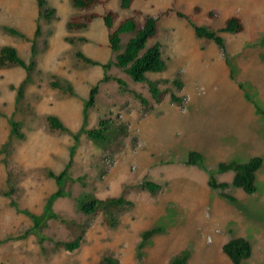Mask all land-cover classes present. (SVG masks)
<instances>
[{
	"label": "rangeland",
	"instance_id": "rangeland-1",
	"mask_svg": "<svg viewBox=\"0 0 264 264\" xmlns=\"http://www.w3.org/2000/svg\"><path fill=\"white\" fill-rule=\"evenodd\" d=\"M46 1V9L55 12L50 20L41 14L37 0H0V50L16 46L26 63H37L31 73L20 66L0 68V264H99L106 258L119 264H170L185 250L190 251L187 264H233L222 247L237 237L253 246L252 257L242 264H264V164L255 194L227 189L235 202L208 185V171L218 182L233 180V172H217L219 164L236 161L226 159L234 152H217L222 139H244L252 157L264 159V115L254 104L260 116L258 129L256 112L254 116L240 106L237 89L227 84H238L246 101L258 96L253 87L247 89L248 83L239 82L241 71L231 51L243 44L252 50L264 48V0H135L128 11L121 9V0H108L89 11L75 8L72 0ZM108 11L118 15L114 28L135 11L141 13L140 20L148 15L159 18L155 41L163 45L167 70L149 78H179L182 90L162 82L165 96L156 104L145 84L133 82L113 66L107 74L124 79L146 97L152 103L146 111L115 81L104 80L103 65L114 62L116 53L109 47L110 31L103 19L81 31L67 25L72 18ZM234 16L245 30L223 34L226 53L213 41L196 37L194 26L219 30ZM69 38L75 43L67 42ZM128 39L123 37L124 43ZM77 52L98 65L79 59ZM217 55L226 61L225 78ZM238 57H244L243 50ZM253 73L255 83L264 89V71L257 67ZM94 88L95 103L87 108ZM170 92L186 98L185 107L172 104ZM51 115L63 122L65 131L51 130ZM103 118L124 122L130 131L108 150L87 135ZM190 152H200L203 164L188 165ZM206 153L213 158L207 159ZM67 169L59 186L50 173L60 175ZM145 181L162 185V190L151 195L142 188ZM59 188L63 195L53 202L55 217L48 218L47 203ZM85 192L101 200L122 196L134 206L86 216L77 208V199ZM157 227L161 233L140 252L142 233ZM80 236L82 246L74 252L57 245Z\"/></svg>",
	"mask_w": 264,
	"mask_h": 264
},
{
	"label": "trees",
	"instance_id": "trees-1",
	"mask_svg": "<svg viewBox=\"0 0 264 264\" xmlns=\"http://www.w3.org/2000/svg\"><path fill=\"white\" fill-rule=\"evenodd\" d=\"M108 0H72L73 6L77 9L89 11L96 7L97 5L104 4ZM150 1V0H144ZM135 0H121V9L124 11L131 10ZM38 8L42 15L46 17L47 20L52 19L55 12L53 10L46 9V0H37ZM141 15L140 12L135 11V15L129 16L122 20L120 24L115 27V22L118 15L114 11H108L105 15H100L98 13L85 14L82 17L72 18L68 22L69 30L81 31L88 28V26L95 20L102 18L105 27L110 31L108 36V42L110 49L116 53L115 61L103 65L106 71L104 77L105 81H115L123 92L132 95L134 98L139 100L146 111L152 108V103L144 97L139 92L131 89L128 83L117 77H112L107 74L108 71L112 69L113 66L121 69L128 77H130L133 82L137 84H145L148 87V91L152 96V99L156 104H161L163 102L165 91L160 88L162 82H171L178 90L184 88V83L179 79L175 78L173 80H152L149 78L150 75L161 74L167 70V62L164 58L163 45L160 42H156V38L159 34V18L155 16H145L143 20L137 18ZM177 15L181 18H187L183 13L178 12ZM213 14L211 17L213 18ZM8 32L19 35V31L13 28H7ZM245 26L242 20L236 16L231 17L227 20L226 24L219 30H211L204 26H194V32L197 38L205 39L208 41H213L223 52L226 53V43L223 34H240L244 32ZM40 34L38 29L37 35ZM129 36L126 43L123 41V37ZM84 41L85 39H79ZM67 42L74 44V39H67ZM35 46L33 47V53H35ZM77 57L84 62L92 65H98L97 62L85 56L82 52H77ZM12 66H20L25 69L28 73H31L37 63L32 60L26 63L20 56L18 50L13 46H4L0 50V68H7ZM54 87H58V83H52ZM98 93V88H94L91 91L90 99L87 103V108L91 107L95 103L96 95ZM170 102L179 106L185 107L187 100L184 97H180L177 94L170 92ZM258 106V105H257ZM260 114L264 115V111L258 106ZM49 125L53 131H65V126L63 122L54 115L48 117ZM129 126L124 122H118L112 118H103L99 121L95 128L87 131V135L92 143L97 145L103 150H108L114 141L120 137H126L129 135ZM15 133L19 136L17 128H15ZM204 157L200 152H190L187 159V164L191 166L202 165ZM264 161L261 157L256 156L249 159L246 162L232 161L229 163H221L217 168L219 173L233 172L234 177L232 183L218 182L215 173L213 171H208L209 180L208 185L213 190L221 191L223 198L229 200L230 202H235L236 198L226 193L227 189L231 186L237 190H241L247 195H253L258 190L257 180L258 173L263 167ZM68 169L65 170L60 175H55L53 172L50 173L51 177L57 180L60 184L64 179L67 178ZM78 182L82 183L83 179H78ZM143 190L147 191L151 195L155 196L162 190V185L157 184L153 181H145L142 184ZM63 195L62 190H59L53 194L46 206V217H55L52 213L53 202ZM134 202L126 199L125 197L109 198L106 200H101L95 196V194L90 192H85L77 199L78 211L86 216L95 215L100 210H110L112 208H123L132 207ZM57 217V216H56ZM38 226V219L35 218ZM161 233V228H153L142 233V243L140 245L139 251L141 252L144 246L149 240H151L155 235ZM83 237H78L77 239L69 242H60L57 245L62 246L68 252H74L78 250L83 243ZM0 243L2 241L0 240ZM223 253L229 258L233 264H242L243 261L249 260L253 255L252 243L243 237L233 238L226 242L222 247ZM190 258V251L185 250L180 255L174 257L170 264H187ZM99 264H119L117 259L106 258Z\"/></svg>",
	"mask_w": 264,
	"mask_h": 264
},
{
	"label": "crops",
	"instance_id": "crops-1",
	"mask_svg": "<svg viewBox=\"0 0 264 264\" xmlns=\"http://www.w3.org/2000/svg\"><path fill=\"white\" fill-rule=\"evenodd\" d=\"M13 47L16 48V46H13ZM231 50H232V48H231ZM242 50H243L244 57L239 58L241 56L238 57V54H239V52H242ZM231 52L234 56H237L234 60H235V63L237 65L239 71H241L239 76H238L239 82L240 83H245V82L248 83L247 86L248 85L249 86L247 89H249V87H253L256 90L258 96H257V98H254V99L251 98L253 100V102L252 101H246L245 98H243V96L240 95L238 92V88H239L238 84H236L233 81L227 82V84H232L233 87H235L237 89V94L240 96V100L242 102V104L240 106H242L246 110L250 111L252 113V115H254L255 112L257 114V109H256L254 104L260 106L262 108V110H264V107H263L264 106V89H261L260 86L255 83V77H254L253 71L256 70L257 67H259L262 71H264L263 67H261V65L264 66V48H262L260 50L259 49L258 50H252L250 48H246V45L243 44V45H241V47H237L236 49L233 48V50ZM257 55H259L260 57L258 58ZM212 57L213 56L211 55L210 58L212 59ZM197 58L200 59V57H197ZM197 58H195V59H197ZM215 60H217V62L219 63V65L222 69V76L225 78V76L227 74V69L225 66L226 61L223 59V57H221L219 55L216 56ZM259 63H260V65H259ZM235 88H232V90L234 89L233 91L236 92ZM189 102H190V100L188 101V103ZM188 114H189V112L187 111V115ZM257 116L258 117L255 116L256 123H257V119L260 117L258 114H257ZM149 117H150V115L148 114V116L146 118H149ZM188 118H190V115ZM212 120H214V119L212 118ZM258 126H259V124L257 123V127ZM258 129H259V127H258ZM261 138L264 141V126H263V136ZM139 142L143 143L142 139H139ZM243 142H244V139H234L230 136V139H228V138L222 139L221 147L217 148L216 150H217V152H220V153H222V152H226V153L234 152V154H232V155L229 154L232 157H229L226 159H229V160L234 159L238 162H246L253 157H252V152L249 153V150H247V148L243 145ZM201 152H203V151H201ZM204 155L206 156L207 159L210 157L213 158L211 153H206ZM263 161H264V159H263ZM233 175H234V173H233Z\"/></svg>",
	"mask_w": 264,
	"mask_h": 264
}]
</instances>
